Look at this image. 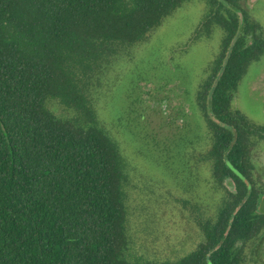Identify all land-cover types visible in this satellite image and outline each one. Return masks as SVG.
Segmentation results:
<instances>
[{"label": "trees", "instance_id": "1", "mask_svg": "<svg viewBox=\"0 0 264 264\" xmlns=\"http://www.w3.org/2000/svg\"><path fill=\"white\" fill-rule=\"evenodd\" d=\"M191 1L0 0V264H247L257 253L264 186L252 152L264 125L234 100L264 57V28L243 0H198L206 11L185 45L222 33L196 97L218 209L182 202L201 236L192 253L158 262L132 252L127 166L96 99Z\"/></svg>", "mask_w": 264, "mask_h": 264}, {"label": "rangeland", "instance_id": "2", "mask_svg": "<svg viewBox=\"0 0 264 264\" xmlns=\"http://www.w3.org/2000/svg\"><path fill=\"white\" fill-rule=\"evenodd\" d=\"M243 2L264 28V0ZM205 11L203 1L186 3L108 74L96 99L101 125L127 166L133 255L151 261L177 260L201 240L183 201L200 205L207 216L220 203L206 157L211 137L196 97L222 33L185 46ZM234 105L264 125V57L249 69ZM252 155L264 185V143ZM258 211L264 214V198ZM248 259L264 264V239Z\"/></svg>", "mask_w": 264, "mask_h": 264}, {"label": "water", "instance_id": "3", "mask_svg": "<svg viewBox=\"0 0 264 264\" xmlns=\"http://www.w3.org/2000/svg\"><path fill=\"white\" fill-rule=\"evenodd\" d=\"M238 13H239V15H240L241 22H244V18H243V14H242V12L238 11ZM232 169H233L237 174H239V176H240L243 180H245V181L248 183V181L245 179V177H244L241 173H239L234 167H232Z\"/></svg>", "mask_w": 264, "mask_h": 264}, {"label": "flooded vegetation", "instance_id": "4", "mask_svg": "<svg viewBox=\"0 0 264 264\" xmlns=\"http://www.w3.org/2000/svg\"><path fill=\"white\" fill-rule=\"evenodd\" d=\"M263 144V143H262ZM261 145V144H260ZM259 146V145H258ZM258 146H256V147H258ZM255 147V148H256ZM256 173V172H255ZM260 184L262 185V186H264L261 182H260ZM264 198V197H263ZM263 198H262V200H263ZM261 203H262V201H261ZM264 239V238H263Z\"/></svg>", "mask_w": 264, "mask_h": 264}]
</instances>
